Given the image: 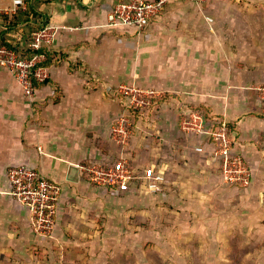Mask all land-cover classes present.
Returning <instances> with one entry per match:
<instances>
[{
  "label": "crops",
  "instance_id": "obj_1",
  "mask_svg": "<svg viewBox=\"0 0 264 264\" xmlns=\"http://www.w3.org/2000/svg\"><path fill=\"white\" fill-rule=\"evenodd\" d=\"M127 1L0 0V37L18 41L19 48L27 25L58 27L52 43L43 46L48 77L34 86L32 98L0 67V258L29 264L45 254L57 263L93 260L86 254L94 245L78 235L91 233V217L110 208L122 219L130 208L139 214L149 207L152 222L173 224L164 231L185 239L211 225L216 230L228 218L238 225L243 210L263 206L257 210L264 213V115L251 90L264 85V0L173 3L143 30L108 27L111 10ZM17 12L29 15L13 26ZM119 84L169 96L156 105L151 125L156 157L150 165L164 170L162 193L144 192L135 181L116 196L93 186L80 170L123 154L110 137L121 113L113 94ZM194 106L227 123L234 149L251 171L248 188L223 183L207 135L179 129L180 118ZM197 146L203 152H194ZM19 165L61 187L48 239L34 233L29 211L10 195L7 171Z\"/></svg>",
  "mask_w": 264,
  "mask_h": 264
},
{
  "label": "built area",
  "instance_id": "obj_2",
  "mask_svg": "<svg viewBox=\"0 0 264 264\" xmlns=\"http://www.w3.org/2000/svg\"><path fill=\"white\" fill-rule=\"evenodd\" d=\"M208 0H130L117 4L108 16V27H131L143 30L157 18L169 4L187 2L201 6ZM58 31L53 25L42 26L31 36L29 47L35 52L30 58H19L13 51L0 45V67L7 69L21 87L26 98L34 93V83H42L47 77L46 68L42 66L46 57L38 53L42 46L50 45ZM259 98V112L264 115V85L252 87ZM114 94L130 111H140L149 108L155 99L163 95L153 89H142L133 85L119 84ZM128 115L119 116L111 128L110 135L116 142H124L128 135L126 125ZM216 127L206 123L197 112L188 111L186 119H182L180 127L186 132L205 134L213 144L212 153L217 159L221 180L228 186L246 189L251 183V171L244 159L234 149L231 131L225 121H215ZM207 128V129H206ZM194 152H203L202 147H195ZM88 181L95 187L109 190L113 195L128 189L135 181L142 182L150 193H160L163 190L165 178L160 173L138 175L133 173L125 159L106 163H93L80 166ZM7 179L10 185V195L31 216L34 233L41 239L51 237L55 223L61 187L46 179L40 172L25 165L8 168Z\"/></svg>",
  "mask_w": 264,
  "mask_h": 264
},
{
  "label": "rangeland",
  "instance_id": "obj_3",
  "mask_svg": "<svg viewBox=\"0 0 264 264\" xmlns=\"http://www.w3.org/2000/svg\"><path fill=\"white\" fill-rule=\"evenodd\" d=\"M119 103L121 107L119 116H127L128 112L125 111L124 105L120 101ZM171 106L177 110L175 104L172 103ZM155 108L148 114L147 109L140 110L143 117L137 120L128 115L129 122L125 127L128 135L126 141L119 143L113 140L112 135L110 136L111 141L123 153L116 160L125 159L133 173L140 170L142 174H161L164 171L152 167L150 161L156 157L151 156L154 150L150 146V139L154 136L151 125L156 113ZM186 118L182 115L178 123L179 129L185 133L186 131L180 127V122ZM141 158L147 160L141 162ZM143 190L150 193L145 188ZM163 191L164 187L160 193ZM259 203L262 205L264 201L259 200ZM258 208H263V206L256 207V210L253 208L252 211L242 209L243 211L237 216L238 225L228 218L223 225H217L216 230L215 225H211L210 229L204 230L202 234L198 231L196 233L190 231L189 239L181 238L180 233L174 230L164 231L165 228H174L173 224L167 226L161 223L159 225L156 219L152 222L149 207L138 211L139 214L135 213V209L130 208L122 219H119L117 211L113 208L106 209L103 214H95L91 217L90 222L94 223L91 233L82 232L78 235L80 238L88 239L94 245V249H89L86 254L92 256L93 260L81 258L77 264H264V213L258 211ZM180 217L176 215V220L179 221ZM211 220L214 219L211 218ZM157 229L160 230L157 231ZM181 234H185L183 236L188 238L186 230ZM177 236L179 239H176ZM90 251L93 254H89ZM99 256L102 257L101 260H98ZM54 261L55 259L45 254L41 262L37 264H76ZM0 264L29 263L15 259L7 261L2 257Z\"/></svg>",
  "mask_w": 264,
  "mask_h": 264
},
{
  "label": "trees",
  "instance_id": "obj_4",
  "mask_svg": "<svg viewBox=\"0 0 264 264\" xmlns=\"http://www.w3.org/2000/svg\"><path fill=\"white\" fill-rule=\"evenodd\" d=\"M28 15H29L28 12H17L15 15L12 16V18L10 20V24L13 26H16L19 24V22L26 19L28 17ZM27 27L29 28V30L26 33H29L28 34L29 36L25 35L26 41H25L24 47L19 48L18 41L7 40L3 37H0V45H3L6 48L13 51L19 58H30L35 53L29 47V44L31 43V36L36 31H38L41 27L34 26V25H27ZM44 49H45V47L42 46L41 49L38 51V53L43 54L46 57V52ZM42 66H44V63L42 64ZM36 84L37 83H34V86ZM168 98H169V96L164 95L160 98L155 99L154 105L147 108V114L149 111H152L156 105L163 103L166 100H169ZM191 111L199 113L203 117V119L206 121V123L213 125L214 128L216 127L215 121H213L211 114L206 109H204L203 107L194 106V107H192ZM130 117L133 118L134 120H137V119L143 117V113H141V111H133L132 110V111H130Z\"/></svg>",
  "mask_w": 264,
  "mask_h": 264
}]
</instances>
